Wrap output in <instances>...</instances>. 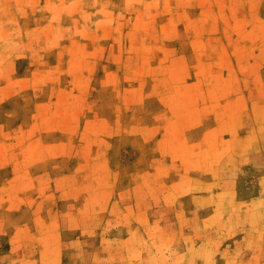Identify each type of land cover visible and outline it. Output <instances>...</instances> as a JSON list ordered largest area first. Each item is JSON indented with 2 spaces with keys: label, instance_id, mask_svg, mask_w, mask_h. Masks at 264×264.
<instances>
[{
  "label": "rangeland",
  "instance_id": "obj_1",
  "mask_svg": "<svg viewBox=\"0 0 264 264\" xmlns=\"http://www.w3.org/2000/svg\"><path fill=\"white\" fill-rule=\"evenodd\" d=\"M0 264H264V0H0Z\"/></svg>",
  "mask_w": 264,
  "mask_h": 264
}]
</instances>
